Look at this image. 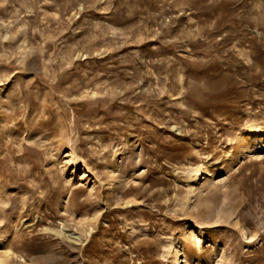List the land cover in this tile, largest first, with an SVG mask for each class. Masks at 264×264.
<instances>
[{
    "label": "rangeland",
    "instance_id": "374dc122",
    "mask_svg": "<svg viewBox=\"0 0 264 264\" xmlns=\"http://www.w3.org/2000/svg\"><path fill=\"white\" fill-rule=\"evenodd\" d=\"M0 264H264V0H0Z\"/></svg>",
    "mask_w": 264,
    "mask_h": 264
},
{
    "label": "bare ground",
    "instance_id": "6f19581e",
    "mask_svg": "<svg viewBox=\"0 0 264 264\" xmlns=\"http://www.w3.org/2000/svg\"><path fill=\"white\" fill-rule=\"evenodd\" d=\"M200 176H201V173H200V174H197L196 179L199 180V179H200V178H199Z\"/></svg>",
    "mask_w": 264,
    "mask_h": 264
}]
</instances>
